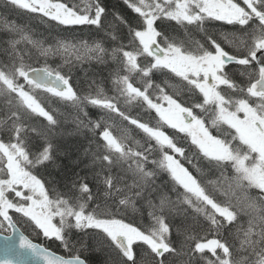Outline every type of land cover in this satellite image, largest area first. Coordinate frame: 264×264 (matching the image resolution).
I'll return each mask as SVG.
<instances>
[{"label": "snow or ice", "instance_id": "obj_1", "mask_svg": "<svg viewBox=\"0 0 264 264\" xmlns=\"http://www.w3.org/2000/svg\"><path fill=\"white\" fill-rule=\"evenodd\" d=\"M5 3L104 36L0 23V264H264V0H123L135 15L108 0ZM92 62L109 76L78 87L73 69ZM45 101L91 134L88 172L64 191L41 174L71 160Z\"/></svg>", "mask_w": 264, "mask_h": 264}, {"label": "trees", "instance_id": "obj_2", "mask_svg": "<svg viewBox=\"0 0 264 264\" xmlns=\"http://www.w3.org/2000/svg\"><path fill=\"white\" fill-rule=\"evenodd\" d=\"M67 2L72 3L73 0H67ZM108 3L111 6V10L120 11L126 15H135L131 12L130 9L123 3V0H108ZM4 19H7L16 24H22L26 27L30 28L38 37L43 38L45 40H51L57 38V33L60 36H75L78 39L82 38L85 40L100 39L104 36V33H96L94 28L90 29L89 27L84 26H75V31L73 32H62L61 28H53L51 24L46 23L45 20H41L40 18L33 16L31 14L22 13L19 11H12L7 7L5 0H0V23ZM54 23V22H53ZM209 31L220 33L223 31L231 30V26L225 25L223 22L212 21L210 23H206L205 25ZM8 34L0 27V58H2V49L5 47V42L8 40ZM43 60L36 62L35 58H33L32 64L34 67L43 66ZM53 66H55L53 64ZM110 67L108 65L99 64L96 62L85 63L82 66L77 65L76 68L73 69L72 75L75 83L78 87H86V81L90 79H96L98 82L104 81L109 76ZM41 100H44V97H40ZM49 108H58L59 112L63 115L59 116L61 120L60 126L56 129V137L55 140L58 142L62 149H68L71 153V160H75L80 158L82 162L76 166L71 163L70 159L65 158L63 155L56 161L54 165H50L47 170L42 169L41 174L45 179L55 182L58 189L61 191L66 190L64 185L69 182L72 178L74 172L80 173L81 176H84L88 169L85 168V163H87L86 159L83 157L84 149L88 147V139L86 137L91 134L87 132V130L77 131L76 124L74 123L75 113L71 112L70 109H66L62 106L56 105L52 101H45ZM137 110H132L133 115L136 114ZM89 113L93 119L98 118V110L97 109H89ZM143 115V113H141ZM154 123V121H153ZM139 138V137H137ZM39 146V141H34ZM167 174H161L158 182L160 180H167ZM204 179H216V176L209 174L204 177ZM252 195L255 193L252 192ZM240 195H243L242 193ZM129 220H133L135 223L139 224V217H134L132 213L128 215ZM23 230V229H21ZM27 234V233H26ZM34 242H43L36 241L33 237ZM50 248L56 251L58 254H63L62 250L57 247L56 244H51ZM93 256H97L96 253H92ZM103 254L98 255L99 260H103Z\"/></svg>", "mask_w": 264, "mask_h": 264}, {"label": "water", "instance_id": "obj_3", "mask_svg": "<svg viewBox=\"0 0 264 264\" xmlns=\"http://www.w3.org/2000/svg\"><path fill=\"white\" fill-rule=\"evenodd\" d=\"M3 236L4 235L0 234V256L3 255V247H4V243H5V241L3 239ZM16 239H17V242H18V234H17Z\"/></svg>", "mask_w": 264, "mask_h": 264}]
</instances>
